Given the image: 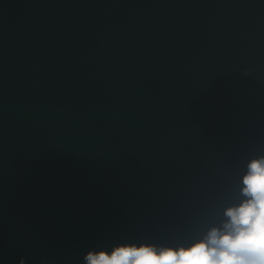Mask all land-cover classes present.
Here are the masks:
<instances>
[{"label":"water","instance_id":"1","mask_svg":"<svg viewBox=\"0 0 264 264\" xmlns=\"http://www.w3.org/2000/svg\"><path fill=\"white\" fill-rule=\"evenodd\" d=\"M261 156L264 0H0V264L190 247Z\"/></svg>","mask_w":264,"mask_h":264},{"label":"clouds","instance_id":"2","mask_svg":"<svg viewBox=\"0 0 264 264\" xmlns=\"http://www.w3.org/2000/svg\"><path fill=\"white\" fill-rule=\"evenodd\" d=\"M241 185L245 199L225 210L222 227L211 228L190 247L125 244L110 252L88 251L84 264H264V156L248 162Z\"/></svg>","mask_w":264,"mask_h":264},{"label":"trees","instance_id":"3","mask_svg":"<svg viewBox=\"0 0 264 264\" xmlns=\"http://www.w3.org/2000/svg\"><path fill=\"white\" fill-rule=\"evenodd\" d=\"M204 237H205V236H204ZM204 237H203V238H204ZM203 238H201V239H203Z\"/></svg>","mask_w":264,"mask_h":264}]
</instances>
